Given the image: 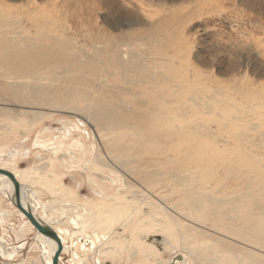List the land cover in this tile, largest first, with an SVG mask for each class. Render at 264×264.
Listing matches in <instances>:
<instances>
[{
  "label": "rangeland",
  "instance_id": "rangeland-1",
  "mask_svg": "<svg viewBox=\"0 0 264 264\" xmlns=\"http://www.w3.org/2000/svg\"><path fill=\"white\" fill-rule=\"evenodd\" d=\"M36 1L40 12L47 9L53 19L59 24L63 23L65 15L62 12L54 13L58 0ZM153 1L126 0L124 4L129 6L126 10L134 5L144 8L141 15L143 25L132 29H153L160 21H167L165 31L152 37V41L157 44H153L152 48H135L140 56L148 57L143 63L157 79V90L162 92L179 86V94L191 99L201 98L199 100L203 105L199 118L201 122L212 121V130L218 135L216 143L227 155L224 160L228 164L236 161L244 164L254 160L264 161V0H167L166 8L160 6L159 0ZM7 7L19 8L11 12L10 16L20 20L18 28L24 29V24L21 25V20H26L23 10H35L37 5H29L27 0H0V12ZM103 9L96 18L89 20L92 25L113 32V35L131 31L125 19L117 17L111 10ZM166 14L169 16L166 17ZM124 16L130 17L127 11ZM5 47L0 37V51ZM104 57L108 59L110 54ZM12 66V62H0L3 71H9ZM114 66L108 68L116 72ZM128 81L123 78L121 82L107 81V84L124 85ZM128 85L132 86L134 92L140 89L138 84ZM186 86H190L189 89ZM217 92H220L217 98L222 104L211 102L215 107H206L210 102L207 96ZM118 99L121 104L140 111L142 105H147L144 100H149V96L120 94ZM0 111V166H8L14 171L37 167L30 178L22 181L33 185L40 192L42 199L52 205L56 217L63 212L62 209L75 208L78 215L84 217V230L92 236L90 240L96 242L88 250L78 244L74 251L69 248L76 245V240L66 243L68 247L62 253L65 264H74V259L81 264H173L175 253L171 249L158 254V249L146 247V242L144 244L143 237L148 241L158 235L171 238L178 253L187 254L191 264H237L240 260H234V254L222 249L217 243L221 237L227 243H237L248 251L260 252L264 258V249L229 236L221 223L212 225V222L204 220L199 223L187 220L185 213L193 209L184 202L179 192L159 189V186L147 185L133 175L128 174V177L126 171L104 167L97 155L105 161L112 158L114 153L111 149L114 145L111 141L132 138V131L118 128L99 134L95 125L88 123L85 117L67 113L70 111L51 112L50 108L21 105L9 99H0ZM28 111L42 113L45 117L32 123L30 113H25ZM188 118L194 122L196 117L189 114ZM67 120L79 126L77 120H81L88 125L89 134L80 140V145L74 148L70 146L75 143L58 142L51 147H57L59 151L55 155L42 151L44 158L41 161L35 160L37 156L32 154L28 158L18 156L20 151L35 152V138L40 132L43 131L48 139H52L57 129L63 132L65 128L61 121ZM218 121H226L229 122L226 125L233 126L221 129L216 124ZM21 123L25 127H21ZM73 134L79 137L76 129ZM204 153L209 154V150L204 149ZM183 155L184 148H179L175 158L180 160ZM263 173L264 168L258 173V181L263 180ZM207 174L204 164L192 187L219 198L227 197L229 192H241L238 187L243 177L225 178L217 175L214 181H210L206 178ZM125 178L134 186H126ZM181 203L183 205L180 206ZM1 204L4 208H10L6 201L0 202V208ZM187 218L191 219L189 215ZM175 219L181 220V224L172 227L171 223ZM3 223L1 220L0 236L3 239L1 244L6 249L12 251L24 242L27 245L25 249L18 250L13 262L4 260L0 255V264H42L41 253L32 244L34 231L18 233L24 225L23 219L17 213H10L7 223ZM61 227L72 228L67 223ZM202 230L208 233V239L204 240L200 235ZM182 231L191 234L190 240H183L179 236ZM205 241V245L211 248L195 253L196 244ZM204 254L214 261L205 259Z\"/></svg>",
  "mask_w": 264,
  "mask_h": 264
},
{
  "label": "bare ground",
  "instance_id": "bare-ground-1",
  "mask_svg": "<svg viewBox=\"0 0 264 264\" xmlns=\"http://www.w3.org/2000/svg\"><path fill=\"white\" fill-rule=\"evenodd\" d=\"M27 1L29 5L36 3L37 7L35 10L31 8L23 10L26 20L22 19L21 25L24 24V29L18 28L20 20L10 16L11 12L19 8L7 7L8 10L2 8L0 12V37L3 45L6 46L0 51V62L13 63L9 71H3L0 67V99H9L21 105L50 108L51 112L70 111L67 113L85 117L88 123L95 125L99 134L118 128L132 131V138L111 141L114 145L111 149L114 153L112 158L105 161L97 155L104 167L126 171L127 175H133L147 185H156L159 189L179 192L184 202L194 210L185 213L187 220L192 223L204 220L212 222V225L221 223L229 236L252 245L257 244L264 249V173L263 180L258 181V173L264 168V161L254 160L246 164L236 161L228 164L224 160L227 155L218 148L216 143L218 135L212 130L210 125L212 121L208 123L202 120L201 122L199 118L203 105L199 100L201 98L191 99L179 94V86L159 92L157 79L143 63L148 57L140 56L137 53L139 51L135 49L146 46L152 48L153 44H157L152 41V37L160 31H165L168 27L167 21H160V24L153 29H132L134 26L143 25L141 16L144 13L143 6L134 5L126 10V7H129L124 4L126 0H58L54 13L62 12L65 15L63 23L59 24L51 17L47 9L40 12L36 0ZM166 1L159 0L160 6L166 8ZM103 8L125 19L131 31L113 35V32L109 33L98 25H92L89 20L96 18L97 14L103 12ZM126 11L130 17L124 16ZM168 16L169 14H166V17ZM104 37L110 39L105 40ZM107 54H110L108 59L104 57ZM109 66H114L116 72H112ZM123 78L129 80L127 84H107V81L121 82ZM146 78L148 80L145 81ZM128 84H138L140 89L134 92L132 86ZM189 87L186 86V89ZM131 93H135V96H149V100H144L147 105H142L140 111L119 102L120 94L130 95ZM219 94L220 92H217L207 96L210 102L205 106L215 107L211 102L219 103L217 98ZM189 114H194L196 117L194 122L188 118ZM30 116L32 123L45 117L38 112H31ZM77 121L80 126L74 121H61L65 129L63 132L57 129L52 139L45 138L46 134L43 131L40 132L35 138V152L20 151L18 156L28 158L32 154L37 156L35 160L41 161L44 158L42 151H49L54 155L59 151L57 147H51L58 142L75 143L70 146L75 148L80 145V140L89 134L88 125L81 120ZM225 122L218 121L216 124L221 129L230 128L232 124L226 125L229 122ZM20 126L25 127L22 123ZM75 129L79 137L73 134ZM168 142L171 145L167 146ZM179 148H184V155L180 160L175 158ZM204 149H208L209 154L204 153ZM204 164L208 170L206 178L210 181H214L217 175L225 178L243 177L238 187L241 192L237 194L229 192L227 197L219 198L197 187H192L194 179L200 175ZM0 169L8 170L15 175L23 186L24 198L30 203L33 213L56 231L62 241L63 250L66 251L65 248L68 247L66 243L71 240H76V245L69 248L71 251H74V247L78 244L85 250L96 245L94 240H90L92 236L84 230L86 225L83 215L80 217L75 208L62 209L63 212L56 217L52 205L42 199L40 192L34 189L33 185L22 181L30 178L38 169L37 167L14 171L8 166H0ZM125 183L126 186H134L126 178ZM12 187L11 181L0 175V202L6 201L10 207L4 208L1 204L0 218L3 224L7 223L10 213H17L24 223L18 233L34 231L35 238L32 244L34 249L41 253L42 264H52V255L56 249L55 241L39 234L30 220L9 200L8 196L13 192ZM8 192L11 194L9 195ZM66 210L68 213H65ZM167 215L169 216L170 213L168 212ZM188 215L191 219L187 218ZM66 223L72 226L71 230L61 227ZM179 224L181 220L177 219L171 223L172 227ZM202 232L199 233L204 240L208 239V233L203 230ZM179 236L183 240L191 238V234L183 233V231L179 232ZM167 237L158 235L152 240L146 241L144 237L143 239L146 247L158 249V254L171 249L175 253L172 259L173 264H191L189 256L178 253L171 238ZM67 238L69 240H66ZM224 240L226 239L221 237V241L217 243L222 249L231 251L234 254V260L244 262L242 264H264V258L260 252L248 251L237 243H227ZM2 241L0 236V255L9 262H13L18 250L25 249L27 245L24 242L9 251L1 244ZM206 242L197 243L194 248L195 253H202L211 248L205 245ZM204 258L214 261L206 254ZM62 260L61 254L60 264H65ZM73 261L74 264L82 263L80 261L76 263L75 259ZM240 261L236 263L241 264Z\"/></svg>",
  "mask_w": 264,
  "mask_h": 264
},
{
  "label": "water",
  "instance_id": "water-1",
  "mask_svg": "<svg viewBox=\"0 0 264 264\" xmlns=\"http://www.w3.org/2000/svg\"><path fill=\"white\" fill-rule=\"evenodd\" d=\"M0 175L7 177L12 183V194L8 192L10 196H8L9 200L13 203V205L30 220L33 226L36 228V231L50 239H53L56 243V249L52 255V264H60V255L63 253V244L60 240L56 231L47 223H45L38 215L34 214L31 205L24 198V189L22 184L16 179L15 175L8 171L0 169Z\"/></svg>",
  "mask_w": 264,
  "mask_h": 264
}]
</instances>
